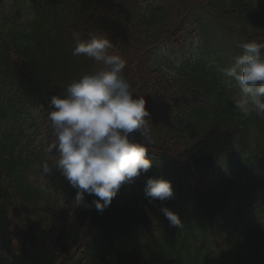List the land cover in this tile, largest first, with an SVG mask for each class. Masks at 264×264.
Returning <instances> with one entry per match:
<instances>
[{"label": "trees", "instance_id": "16d2710c", "mask_svg": "<svg viewBox=\"0 0 264 264\" xmlns=\"http://www.w3.org/2000/svg\"><path fill=\"white\" fill-rule=\"evenodd\" d=\"M74 32L110 39L150 114L148 140L139 131L132 139L148 148L152 167L102 212L88 195L90 207H75L68 181L54 166L47 175L40 168L55 160L46 151L56 139L50 98L100 67L72 55ZM250 41L264 42V0H48L38 19L5 18L0 75L38 110L47 141L24 156L0 141V264H264V118L235 109L222 71ZM246 149L251 159L239 154ZM228 155L229 168L216 171ZM149 177L170 181L173 197L150 203ZM250 192L260 204L252 218Z\"/></svg>", "mask_w": 264, "mask_h": 264}, {"label": "clouds", "instance_id": "9594fccd", "mask_svg": "<svg viewBox=\"0 0 264 264\" xmlns=\"http://www.w3.org/2000/svg\"><path fill=\"white\" fill-rule=\"evenodd\" d=\"M73 40L72 55L91 58L100 67L74 79L63 95L50 98L48 120L56 139L46 151L54 153L55 160L54 165L45 160L40 168L47 175L54 166L68 181L76 190L71 202L75 207H90L88 195L102 212L123 184L134 182L152 167L148 148L132 139L139 131L148 140L150 114L144 96L137 97L131 90L123 75L126 60L110 51L114 45L107 36L91 35L85 40L74 32ZM238 47L241 54L222 70L239 87L234 107L244 118H264V42H243ZM144 195L150 203L163 202L173 197V187L168 180L149 177ZM160 211L172 225L182 226L178 215L167 207L162 205Z\"/></svg>", "mask_w": 264, "mask_h": 264}, {"label": "rangeland", "instance_id": "374dc122", "mask_svg": "<svg viewBox=\"0 0 264 264\" xmlns=\"http://www.w3.org/2000/svg\"><path fill=\"white\" fill-rule=\"evenodd\" d=\"M48 0H0V27L3 20L7 17H15L17 22H28L31 20L38 19L40 17L44 7ZM171 61L178 64L180 59L179 56L170 57ZM163 71L168 76L175 75L174 69H169L167 66L161 64ZM230 86L233 88V93L238 98L239 87L237 83L230 80ZM38 110L31 107H27L22 100L19 98L14 87L8 82H4L0 75V141L5 143L7 146L10 144L15 145V150L22 149L23 156L31 151L35 153L42 145L47 141V134L45 129L38 122ZM251 147L254 148L255 143L251 142ZM239 154L251 157L248 149L243 150ZM230 156L220 160L216 165V171L218 167L223 169L229 168ZM251 159V158H250ZM226 166V167H225ZM218 173L213 176L214 180H217ZM27 178L29 181H34L33 174L28 173ZM251 205L248 206L247 216L252 218L250 214L254 211L255 214H259V199L253 196ZM221 240H217L220 243Z\"/></svg>", "mask_w": 264, "mask_h": 264}]
</instances>
